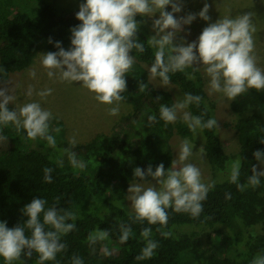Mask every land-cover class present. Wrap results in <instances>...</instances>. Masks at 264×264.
<instances>
[{"label":"trees","instance_id":"1","mask_svg":"<svg viewBox=\"0 0 264 264\" xmlns=\"http://www.w3.org/2000/svg\"><path fill=\"white\" fill-rule=\"evenodd\" d=\"M78 11L79 8L60 7L53 0H0V82L28 68L41 50L57 52L56 42L68 50L70 30L81 23L76 18ZM136 19L140 22L137 42L144 43L145 51L131 53L135 63L126 76L123 102L132 105V112L122 117L112 134H98L73 147L65 139L64 123L53 116L50 134L55 137L56 146L52 147L44 139H28L23 129L18 132L11 124L0 125V135L7 138L0 141V222H6L9 228L24 224L27 217L22 209L34 198L45 199L46 207L74 212L75 230L61 241L66 249L45 264H72L74 256L80 257L84 264H252L255 257L264 255V178H260L259 186L240 191L236 184L229 182L232 157L225 152L217 128L193 134L181 119L169 124L160 119V105L171 106L174 100L169 91L150 83L143 63H154L156 49L147 43L149 36L143 17L138 15ZM170 75L171 83L180 88L182 95L191 93L203 98L199 107L190 105L188 112L199 116L207 109L204 120L214 118L203 81L196 73L193 79L179 72ZM141 81L147 85L142 92L139 91ZM158 96L160 100L156 99ZM230 107L244 113L234 127L240 146L239 183L246 184L253 166L257 170L259 164L253 153L264 152V143L260 142L264 140V90L249 89L232 100ZM153 114L156 121L149 125L147 116ZM175 131L193 144H199L217 172L212 181L214 186L203 202V211L194 219L187 213L169 209V220L164 227L149 225L147 221L133 223L134 212L107 199L106 193L116 177L123 182L138 181L134 178L136 167L145 171L149 165L155 171L161 163L165 170L172 167L170 139ZM65 149L74 152L86 167L79 170L73 167ZM58 161H62V166ZM45 168L53 169L51 183L44 181ZM120 223L130 225L133 230L126 243L119 239ZM182 225L212 229L216 233L214 244L202 250L196 239L176 231ZM144 228H151V239L158 247L151 258L137 260L146 244L141 236ZM97 229L108 230L109 239L90 245L88 235ZM163 232L171 236L165 237ZM26 235H31L27 229ZM104 248L111 255L105 256ZM0 264H5L3 258ZM14 264H39V256L33 252L29 258L22 253Z\"/></svg>","mask_w":264,"mask_h":264},{"label":"clouds","instance_id":"2","mask_svg":"<svg viewBox=\"0 0 264 264\" xmlns=\"http://www.w3.org/2000/svg\"><path fill=\"white\" fill-rule=\"evenodd\" d=\"M171 6V12L166 11ZM180 0H86L79 7L76 18L81 23L71 31V47L65 50L60 42L55 43L57 52L40 54L41 63L47 70L49 78L58 77L61 82L72 84L80 82L94 98L101 104L108 105V114H120L121 104L125 100L123 95L127 91L126 76L133 69L135 59L133 50L143 53V42H137V33L140 22L136 17L152 18L159 13V18L153 20L155 35L147 40L150 47L156 49L154 63L148 69L149 79L159 78L161 86L171 83V75L177 72L184 73L187 79H193L194 73L202 67L209 78V95L221 93L227 100H235L249 89L264 90V70L257 66L255 55L253 23L254 13L237 15L235 18L225 16L203 28L196 41L187 43L182 37L178 44H174L176 36L184 31L185 25H190L199 16L209 21V5L199 13H189L177 18L174 13L182 10ZM51 38L49 43H51ZM195 65V66H194ZM191 68L192 72L186 70ZM66 69V70H65ZM35 77V72H30ZM147 85L139 82V91H144ZM10 89H0V125H13L19 132L23 129L28 139H44L52 147L56 140L50 134L52 113L44 109L39 102H28L14 110L7 105L16 100L15 95L8 93ZM52 89L37 93L41 98L51 95ZM33 90L29 87L27 95ZM160 100L161 97H156ZM203 98L199 95L185 93L182 99L176 100L171 106L161 104L160 119L165 124L175 123L178 119L185 122L193 134L198 130L218 128L217 120H204V114L194 116L185 111L190 105L200 106ZM156 116L148 115L147 122L152 125ZM7 139L0 135V141ZM264 143V140L260 141ZM70 144L75 147L73 138ZM194 144L184 139L180 144L178 160L172 161V167L165 170L163 163L155 171L149 165L147 170L140 167L134 169V178L139 182L128 188V200L134 211L131 217L133 223L167 226L169 209L177 213H187L192 218H198L203 211V202L214 182L205 183L201 170L188 162L193 156ZM68 153L73 167L84 169L86 164L77 160L76 154ZM204 155L203 148L197 152ZM255 159L264 165V152L257 150L253 153ZM62 166V161H58ZM179 165V166H177ZM44 181L52 182V168H45ZM241 174V160L238 158L230 165L229 182L236 184L240 191L246 187L253 188L260 185V178L264 177V170L257 172L252 168V175L246 184L239 183ZM154 181V183H153ZM47 201L34 198L22 209L27 217L24 224L13 228L0 222V258L5 264H14L21 259L22 253L31 257L33 252L39 256V264L54 261L58 253L66 249L62 237L75 230L77 215L69 210L58 209L56 206L46 207ZM71 221V222H69ZM26 229L31 235H26ZM120 242L126 243L133 235V230L126 223L119 224ZM151 228H144L141 236L146 241L141 255L137 260L149 259L153 256L158 243L151 239ZM169 237L171 233L163 232ZM109 239L108 230H94L88 235L90 245ZM105 256L111 255L103 249ZM72 264H84L83 260L74 256ZM252 264H264V255L255 257Z\"/></svg>","mask_w":264,"mask_h":264},{"label":"rangeland","instance_id":"3","mask_svg":"<svg viewBox=\"0 0 264 264\" xmlns=\"http://www.w3.org/2000/svg\"><path fill=\"white\" fill-rule=\"evenodd\" d=\"M53 2L60 7L78 9L86 0H53ZM180 2L183 7L181 12L174 13V16L177 18L186 16L189 13H199L204 4L207 3L209 5L207 14L210 20L205 21L197 16L190 25L184 26V31L180 32L174 39V44H178L182 37L187 43L196 41L203 28L208 26L209 23L216 22L220 17L229 16L235 18L237 15L249 12L254 13L253 23L256 28V32L254 33L255 55L257 57V66L264 70V0H180ZM166 11L171 12L170 5L166 7ZM158 18L159 13H156L152 18L143 17V26L149 38L155 35L153 20ZM46 53L48 51L41 50L28 68L12 73L8 80L0 82V89H10L11 91L6 94H13L16 97L13 103L8 104L12 110L28 102H39L44 109L52 113V116L61 119L64 123L65 139L69 143L73 138L76 144H80L92 140L98 134H112L122 117L132 112V105L122 102L120 114L110 116L107 111L109 106L99 103L94 98V94L83 87L80 82L69 84L61 82L58 77L49 78L47 70L41 63L42 57L40 55ZM143 66L147 71L151 67V65L146 63H143ZM187 70L192 69L189 68ZM30 72H35V77H31L29 75ZM195 73L203 81L207 103L211 106L214 118L217 120V133L222 141L225 152L232 157L231 162H233L239 158L238 151L240 147L234 125L240 117L244 116V113L233 111L230 107L231 101L227 100L221 93L209 95V78L204 73L202 67ZM150 83L156 88L169 91L173 96L174 102L183 98L180 88L173 83H170L168 86H161L158 78L154 80L150 79ZM29 87L33 90L31 96L27 95ZM46 89H52L51 95L44 98L37 95V93ZM185 111L188 112V109H185ZM184 139L187 138L182 137L176 131L171 137L170 144L173 151V161L178 160L180 144ZM200 148L199 144H194V154L189 158L188 162L196 165L201 170L205 183H211L217 177V172L213 169L205 155L201 157L196 153ZM78 160L82 161L81 158ZM261 170H264V165L259 163L257 171ZM226 171H228V168ZM219 172L224 173L222 171ZM136 182L139 181L123 182L119 177L114 178L111 187H109L106 193V198L115 204L121 205L129 212H134L131 202L127 197L128 188ZM101 213L103 214V212ZM177 227L179 228L176 231L179 234H189L196 239L200 243L202 250H208L214 244L216 233L210 228L190 227L187 225Z\"/></svg>","mask_w":264,"mask_h":264}]
</instances>
